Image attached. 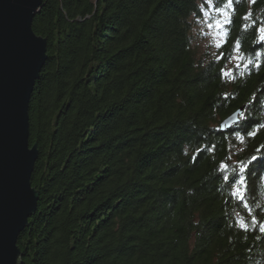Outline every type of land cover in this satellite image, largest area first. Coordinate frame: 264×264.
Instances as JSON below:
<instances>
[{
	"label": "trees",
	"instance_id": "obj_1",
	"mask_svg": "<svg viewBox=\"0 0 264 264\" xmlns=\"http://www.w3.org/2000/svg\"><path fill=\"white\" fill-rule=\"evenodd\" d=\"M201 3L42 0L32 28L47 58L29 101L39 197L20 264H264V0H213L232 15L208 58L190 32ZM239 107L248 118L221 129ZM252 156L241 202L223 175Z\"/></svg>",
	"mask_w": 264,
	"mask_h": 264
},
{
	"label": "water",
	"instance_id": "obj_2",
	"mask_svg": "<svg viewBox=\"0 0 264 264\" xmlns=\"http://www.w3.org/2000/svg\"><path fill=\"white\" fill-rule=\"evenodd\" d=\"M41 0H0V264H20L19 233L35 213L31 184L38 156L29 139V101L47 58V41L32 28ZM241 107L220 123L236 122Z\"/></svg>",
	"mask_w": 264,
	"mask_h": 264
},
{
	"label": "snow or ice",
	"instance_id": "obj_3",
	"mask_svg": "<svg viewBox=\"0 0 264 264\" xmlns=\"http://www.w3.org/2000/svg\"><path fill=\"white\" fill-rule=\"evenodd\" d=\"M233 0H226V6H231L232 5ZM252 2H254V0H252ZM205 3H207L209 5V10L205 13L206 16H210L212 11H216L221 13V19L215 21V27L216 29L219 31L224 24H231V13H229L226 10V7H213V0H205ZM235 11V9H233V12ZM250 15V14H248ZM248 15H246L245 17H243V20H247L248 19ZM247 27V25H245ZM209 29H211L213 27V24H208ZM258 35H259V40L258 43H264V24H262L261 27H259L257 29ZM226 42V41H225ZM217 48L221 47L220 43H217L216 45ZM239 41H237L234 45V51H239ZM255 56H260L261 53L259 51L254 52ZM223 58V53L220 54V56L217 57V59H221ZM230 60L235 59L237 60V64L235 65V67L237 69L240 68L241 64L240 61L244 59V57L242 56H230L229 57ZM252 60L248 61V64H251ZM248 64H245L244 67L245 69H247ZM256 67H259V61H257ZM222 73H224L225 75H228L231 72V69H229L227 72H225L224 69L221 70ZM242 74V73H241ZM248 117H246L244 115L243 112H240L237 120H236V124L239 125L240 121L242 120H246ZM258 127H264V124H260L258 125ZM254 132L249 131L247 133V135H254ZM233 135H238V133H233ZM240 139L243 140V136H240ZM215 146H213L214 148ZM204 150H212V149H208L207 147L202 148V149H198V152L200 151H204ZM257 157L256 156H252L250 160H248L246 163H242L241 168L238 171H234L231 175V177H229L228 175H223V180L225 182H229L231 181L234 191L232 193L233 196H238L239 199L241 200V202H244L246 200V196H245V192L247 191V183H246V174H245V170L247 169L248 165L251 164V162L253 160H256ZM229 168L228 164H222L221 166V172L226 171ZM241 186H243L244 191L241 190ZM246 208L248 207V205L245 203L244 205ZM252 220L255 222L256 218L253 216ZM240 226L244 229L247 230L248 228V224L246 222H241ZM260 231L264 232V225H259Z\"/></svg>",
	"mask_w": 264,
	"mask_h": 264
},
{
	"label": "rangeland",
	"instance_id": "obj_4",
	"mask_svg": "<svg viewBox=\"0 0 264 264\" xmlns=\"http://www.w3.org/2000/svg\"><path fill=\"white\" fill-rule=\"evenodd\" d=\"M201 6L202 8L200 15L192 17V28L190 32L193 36V44L196 46L199 55L208 58L216 54L217 43L221 44L224 40V27L226 24H224L223 27L218 31L215 27V21L221 19V13L212 11L210 16H206L205 13L209 10V5L205 3V0H203ZM226 10L228 11L227 8ZM210 23L213 24L211 29L208 27V24ZM233 63H235V59L230 60L228 64L230 66Z\"/></svg>",
	"mask_w": 264,
	"mask_h": 264
},
{
	"label": "bare ground",
	"instance_id": "obj_5",
	"mask_svg": "<svg viewBox=\"0 0 264 264\" xmlns=\"http://www.w3.org/2000/svg\"><path fill=\"white\" fill-rule=\"evenodd\" d=\"M228 115H229V114H228ZM221 121H222V119H221ZM221 121L218 123V126H220Z\"/></svg>",
	"mask_w": 264,
	"mask_h": 264
}]
</instances>
